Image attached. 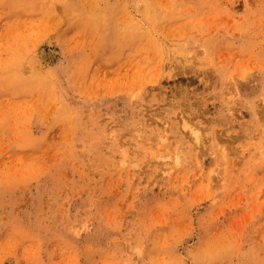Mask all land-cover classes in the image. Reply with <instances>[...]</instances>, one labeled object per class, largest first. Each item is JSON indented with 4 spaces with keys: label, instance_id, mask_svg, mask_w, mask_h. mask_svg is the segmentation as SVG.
I'll return each mask as SVG.
<instances>
[{
    "label": "rangeland",
    "instance_id": "obj_1",
    "mask_svg": "<svg viewBox=\"0 0 264 264\" xmlns=\"http://www.w3.org/2000/svg\"><path fill=\"white\" fill-rule=\"evenodd\" d=\"M0 264H264V0H0Z\"/></svg>",
    "mask_w": 264,
    "mask_h": 264
}]
</instances>
